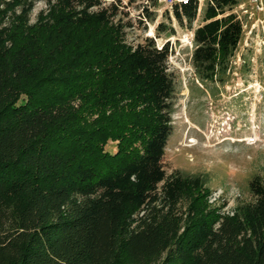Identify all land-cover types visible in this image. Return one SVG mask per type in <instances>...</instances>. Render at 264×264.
Wrapping results in <instances>:
<instances>
[{
	"label": "trees",
	"instance_id": "obj_1",
	"mask_svg": "<svg viewBox=\"0 0 264 264\" xmlns=\"http://www.w3.org/2000/svg\"><path fill=\"white\" fill-rule=\"evenodd\" d=\"M34 1L0 0V264H264V179L228 217L209 207L199 176L163 169L167 42L127 43L120 0H45L31 23ZM238 4L210 0L193 31L205 87L230 74ZM172 12L190 28L197 6Z\"/></svg>",
	"mask_w": 264,
	"mask_h": 264
},
{
	"label": "rangeland",
	"instance_id": "obj_2",
	"mask_svg": "<svg viewBox=\"0 0 264 264\" xmlns=\"http://www.w3.org/2000/svg\"><path fill=\"white\" fill-rule=\"evenodd\" d=\"M129 1L122 0L120 10L123 23L130 24L123 29L125 41L136 45L153 34L156 45L167 42L169 47L175 97L163 169L166 175L177 171L183 176H199L208 190L209 207L232 217L252 201L249 182L255 177L264 179V11H256L249 0H239L232 10L242 21L243 37L224 84H213L216 86L212 88L195 78L193 42L192 47L188 44L193 30L203 23L204 8L188 28L179 26L172 10L162 3L154 7L155 0ZM146 3L154 15L152 22H140V7ZM46 8L45 0H35L30 22ZM161 23L174 34L157 35L155 29ZM106 149L114 152V143Z\"/></svg>",
	"mask_w": 264,
	"mask_h": 264
},
{
	"label": "built area",
	"instance_id": "obj_3",
	"mask_svg": "<svg viewBox=\"0 0 264 264\" xmlns=\"http://www.w3.org/2000/svg\"><path fill=\"white\" fill-rule=\"evenodd\" d=\"M99 1H101V3L103 5H105L104 2H108L107 5L112 4V3L115 4L117 2V0H99ZM120 1L122 3V0H120ZM130 2H131V0L129 1V3ZM157 2L158 3H162L166 8L171 9L172 11H173L174 7L181 8L182 6L189 5V4L192 3V4H195L197 6V13L199 14V12L201 11L202 7L204 8L207 5V3L210 2V0H155L154 1V5H153L154 7L157 6ZM249 2H250V4H252V6H254L256 11H258L259 13H262L264 11V6H263L262 0H249ZM147 4L148 3H146V5H142L140 7V16H141L140 17L141 18L140 21H142V22L148 20L146 17L143 16L145 11H147L148 13H151L150 12V7H149V5L147 6ZM107 5H105V6H107ZM145 38H152L153 39V34L152 35H148V37H145ZM189 38H188V40H189L188 44H189L190 47H192V42H193V34L192 33H191ZM156 47L158 49H161L163 46L156 45ZM248 142L250 143L252 141H248ZM213 195L218 197L220 195V193H214ZM222 215H225V214H222Z\"/></svg>",
	"mask_w": 264,
	"mask_h": 264
}]
</instances>
